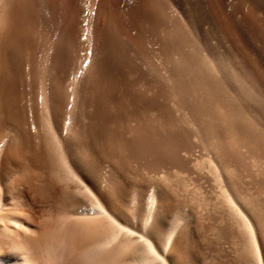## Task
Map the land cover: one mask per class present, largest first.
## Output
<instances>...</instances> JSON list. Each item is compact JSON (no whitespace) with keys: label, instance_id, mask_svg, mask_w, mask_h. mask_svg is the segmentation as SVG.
<instances>
[{"label":"bare ground","instance_id":"1","mask_svg":"<svg viewBox=\"0 0 264 264\" xmlns=\"http://www.w3.org/2000/svg\"><path fill=\"white\" fill-rule=\"evenodd\" d=\"M234 2L264 26L259 13L264 1ZM166 6L182 15L194 52L186 59L178 54L177 62L168 59L162 78L182 84L179 63L192 81L184 84L201 100L200 111L213 120L206 124L210 134L239 126L249 141L259 140L264 53L247 45L240 26L224 18L219 34L196 0H168ZM101 7L95 0H0V264H211L190 254L189 225L166 221L168 191L153 187L145 194V185L133 183L116 166L107 144L116 134L107 129L103 112L92 124L87 86L104 74L109 47ZM236 97L243 99L245 124ZM217 110L221 117H214ZM217 154L214 169L247 240L249 234L253 264H264V233L254 223L259 214L248 213V202L227 178L225 158ZM39 210L50 211V219L38 220Z\"/></svg>","mask_w":264,"mask_h":264},{"label":"rangeland","instance_id":"2","mask_svg":"<svg viewBox=\"0 0 264 264\" xmlns=\"http://www.w3.org/2000/svg\"><path fill=\"white\" fill-rule=\"evenodd\" d=\"M95 1L101 4L103 18L109 23V47L104 74L99 78H91L87 86V93L91 98L89 110L93 117L92 124H98L99 111L103 112L107 129L116 134L107 142L114 152L116 166L120 167L123 174L127 178L130 177L129 180L133 183L143 187L145 185V194L153 187L168 191L170 202L166 221L181 222L190 226L187 227L188 249L191 248L190 254L197 255L201 262L253 264L255 257L249 234L247 240L242 218L232 209L218 172H215L217 170L214 169L215 161L212 158H216V153L217 156L222 153L225 158L222 162H227L228 164L224 163L230 169L226 174L227 178L234 184L239 197L245 198L241 200L248 202V213L252 216L253 212L259 214L258 221L254 223L262 234L264 135L256 142L249 141L248 135L244 134V129L239 126L229 133L218 127L210 134L206 124L208 127L213 120L200 111L201 100L196 90L185 85L192 81L190 76L185 74V70H181L179 63L176 68L180 69V81L185 83V86L172 84L162 78L161 72L166 63H169L168 59L174 57L175 60L178 54L186 59V54L194 52L188 38L185 39L187 34L182 15L167 8L168 0ZM196 1L204 10L202 12L205 19H208L207 22L211 21L219 34L223 30L221 18H224L230 26H240L247 45L264 53V26L248 16L238 3L234 0ZM185 11L191 17L193 15V18H197L191 7H185ZM259 13L264 17L263 10ZM202 26L209 28L205 22ZM166 54L170 56L166 57ZM212 76L215 77V74L212 73ZM167 90L171 96L166 93ZM174 90H177L178 94ZM181 99L182 101H179ZM241 100V97L233 99L235 106H239H236L238 115L240 111L243 112L240 117L243 118L241 122L245 124L248 118L241 108ZM149 104L152 105V110H147ZM176 105L181 107L180 110ZM182 107L186 112H182ZM217 112L214 117H221L222 112ZM188 113L192 120L187 118ZM208 133L214 137L211 139L214 147L207 138ZM211 146L218 152L213 150L214 153ZM38 215V220L45 222L50 219L51 212L39 210Z\"/></svg>","mask_w":264,"mask_h":264}]
</instances>
